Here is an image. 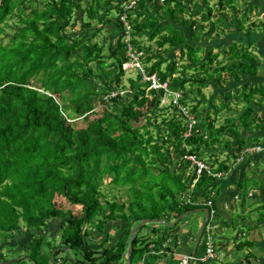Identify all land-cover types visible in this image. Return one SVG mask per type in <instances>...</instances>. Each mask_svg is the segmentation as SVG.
Here are the masks:
<instances>
[{
    "label": "trees",
    "instance_id": "obj_1",
    "mask_svg": "<svg viewBox=\"0 0 264 264\" xmlns=\"http://www.w3.org/2000/svg\"><path fill=\"white\" fill-rule=\"evenodd\" d=\"M185 1L195 7L204 1L207 10L197 19L185 16L188 5L182 0H135L129 10L124 7L129 0H89L79 29L83 34L76 35L78 31L69 27L79 0H0V34L11 20L17 29L9 43L0 41V244L20 229V222L32 234L23 247L24 255L7 259V252L0 249V264H51L49 256L57 246L66 249L56 250L52 257L56 264H100L102 258L105 263L123 264L137 223L144 219L172 222L194 209L209 210L208 200L215 210L214 223L222 227L217 198L235 163L233 138L253 127L264 129V114L256 112L264 107V78L250 88L249 84L237 90L224 86L228 80L254 75L255 57L248 46L235 52L237 45L231 44V57L221 64L218 52L204 45L227 20L243 29L248 14L240 13L236 0H218L215 9L209 6L210 0ZM124 12L130 24V47L142 51L147 74L156 73L161 81H168L170 90L181 91L178 104L162 105L164 91L147 90L148 83L136 71L123 83L122 77L131 70L123 68L129 61L120 20ZM108 24L116 29L110 32L116 41L105 50L97 37ZM153 44L156 54L150 52ZM110 63L116 67L112 78V70H105ZM210 81L213 90L224 93L210 92L204 111L197 113L204 99L201 89ZM193 94L200 98L190 105ZM181 107L195 119L190 129ZM236 107L240 113L222 119ZM219 118L222 123L216 126ZM158 122L167 129L156 138L153 129ZM159 138L161 144L156 142ZM235 143L238 148L239 140ZM224 149L231 150L226 161L220 157ZM188 153L205 161L212 174L197 175L183 157ZM258 156L242 157V163L261 164ZM110 174V182L123 189L125 201L98 199L101 178ZM56 218L63 220L59 243L52 241V245L36 232ZM117 219L125 222L124 228L110 248H103L100 257L94 255L96 249L89 248L86 236L92 228L101 231L108 221ZM175 226L165 224V229ZM150 230L161 234L156 227ZM138 232L129 264H136L150 247L151 256L169 254L177 247L175 233L163 231L164 237L148 240L137 237ZM170 236L169 244L165 239ZM249 245L237 242L236 250ZM80 247L81 259L77 258ZM71 248L76 249L74 259L68 254Z\"/></svg>",
    "mask_w": 264,
    "mask_h": 264
},
{
    "label": "rangeland",
    "instance_id": "obj_2",
    "mask_svg": "<svg viewBox=\"0 0 264 264\" xmlns=\"http://www.w3.org/2000/svg\"><path fill=\"white\" fill-rule=\"evenodd\" d=\"M81 2L80 7L75 11L74 13V17L72 20V24L69 27V29L71 30H75L78 31L79 35L80 33L83 34V32H81L80 26H81V20H83V17L86 16L82 13H84L85 11V4L88 5L89 0H79ZM184 3H186L185 0H182ZM203 1V0H202ZM122 2V1H119ZM218 2V0H210L209 1V6L213 7V9H215V4ZM237 2V6L239 8L240 13H245L248 14V18L247 21H245L244 25H243V29H238L237 26L235 25L236 23H229V21L227 20L226 23L224 25L221 26V30L220 32H216L215 34L211 35L210 37H208V41L207 44H204L205 47H213V50H215V52H218V61H221V64L227 62V60L231 57V53L229 52V47L231 44H236L237 48L235 52H239L244 46H248V50L251 52V54L255 57V62L259 65V64H264V41L263 37H264V0H236ZM203 4L201 6L195 7L194 5H191L190 3L187 4L188 6L187 8V12L185 14L186 17L188 16H192L193 18H200V12L202 10H207L204 9L206 7V4L204 3V1L202 2ZM208 8V7H207ZM210 8V7H209ZM226 11H231L230 9H226ZM113 15L116 14V12L113 10L111 12ZM83 16V17H82ZM99 27L98 24H95L93 27ZM105 31L107 32H100L98 34L97 39L101 40L105 46V50L107 49V46L109 44V40L107 41V39H104V34H108V32H111L112 29H114L113 27H111V24L105 25ZM110 28V29H109ZM104 29V26H103ZM102 29V30H103ZM116 32V29H114ZM17 32L16 26L12 23L11 21H8V23H6V27L4 29V31L0 34V41H2L3 43H9L12 36ZM91 31H89V35H90ZM254 41V44L249 45L250 41ZM194 43V42H191ZM113 44V41H112ZM146 44H148V42H146ZM151 44V43H149ZM199 44H202V41L199 42ZM151 49L150 52L152 54H156V46L153 44L151 45ZM262 46V49L260 50ZM221 49V50H219ZM257 49H259L260 52L257 51ZM172 53H176V55H178L176 50L171 51ZM161 55V53H160ZM170 55V53H169ZM167 55V58H170V56ZM203 59H206L205 55L203 56ZM108 62L110 61V59H107ZM217 63V62H216ZM95 68L98 71H101L103 76L106 77L105 74V70H112V73L110 75V78H112L114 76V73L116 72V67L114 66V64L110 63V65L108 64V66L105 67V70L102 69L101 67H99L98 64L94 65ZM259 69V68H258ZM261 69V68H260ZM134 77L135 76V72L134 70H128V72L125 73V75L122 77L123 83L127 84V77ZM97 82V81H96ZM217 90V89H216ZM215 88L213 90V81H210L208 83L207 87H204L201 89L203 95H204V99L203 101L198 105L197 107V113H202L204 111L205 108V100L210 99V92H214L219 94V96L221 95V93H223V90H217L216 91ZM208 97V98H206ZM198 98H200V95H195L193 94V96H190V100L189 103L190 105H195L196 102L199 100ZM206 98V99H205ZM218 101V100H217ZM242 102V100H241ZM167 101H163L162 105L167 104ZM240 105V103H239ZM165 106V105H164ZM264 106V105H263ZM262 106V107H263ZM162 108L158 109L161 110ZM237 110V111H236ZM236 110L232 109L231 111H227V113H225V115L223 114V117L226 116H235V113H240L239 110H241V108L236 107ZM258 111L259 114H264V107L261 109L256 110V112ZM222 119L219 118V120H221L220 122H218L216 124V126H219L222 123ZM156 130L153 129L154 131V136H156V138L158 136H162V132H160V130H165L167 129V127L158 122V125H156ZM161 138V137H160ZM156 139V142L158 144H161V139ZM169 147V146H168ZM176 155L175 156H171L169 162L170 164H174V161L176 159ZM113 178V174L108 175L107 177H102L101 181H100V185H99V189L101 191V194L98 195V199L103 202L102 200V196L106 197V199H108L109 202H112V197L113 199H115L118 202H122L125 201L126 196L123 194V189L118 187V186H114V184H112V182H110ZM198 201H196V204H198ZM214 208V207H213ZM194 212H196L194 215H192ZM192 214H188L186 216H184L183 218H181L178 222L173 221V223L176 225V232H181L184 231L186 228L188 229H195L196 227V233L194 236V239L192 240V242H188V240H186L187 242H185V244L180 245L179 243L177 244V247L175 248L176 250H181L180 252L177 251H173L169 254H164V252H160L164 255H155V256H150L148 261L151 262L149 264H155L156 260L158 259H164L165 262L167 264H180L179 261V256L182 257V254L184 252H188L190 253L192 251L193 248V243L195 240L196 235L198 234L199 231V221H201V224L204 220V215H202V213L199 211H197L196 209H194L193 211H191ZM197 214V215H196ZM237 216V215H236ZM98 217V216H97ZM170 218V217H169ZM237 218V217H235ZM63 219L61 218H56L53 219L51 221H49L45 227H43L42 230H38L36 233L41 234L43 236L48 237L51 240L52 245H54V243H59V238H58V234L60 232V227H61V222ZM169 220H172V218H170ZM226 220V218H225ZM169 223H171L170 221H168ZM168 222H164L163 220H160V222H154V223H148L141 231L138 232L137 237L139 236H144L145 238L149 239H153L151 236V228L152 227H156L157 231H160L161 234L159 236L164 237V232H167V235H170L171 232L167 231L168 229H165V224H167ZM117 223L119 224V227L117 225ZM164 223V224H163ZM108 224V225H107ZM107 227L106 229H103L101 231H97L96 228H92L91 229V233L86 236L85 241L87 243V245L89 246V248L93 247L94 250V255L100 257L101 254H99V252H102L103 248H110L112 246V244L115 242L116 237L118 235V233L122 230L121 227L124 228L125 222L121 221L119 219L115 220V221H108L107 223ZM139 223H137L138 225ZM200 224V226H201ZM209 225H213V223L210 221L208 222ZM207 224V225H208ZM20 229L12 234V237L9 238L8 240H5L2 244H0V249H2L4 252H7V259H12L15 258L16 256H21L24 255L25 252H27V249L23 248L25 246V244L30 240L32 234L26 231V226L24 225L23 222L19 223ZM111 227H114L113 229ZM181 227V228H180ZM184 227V228H183ZM119 228V229H117ZM174 229V228H173ZM110 230V232H108ZM133 230V228H132ZM131 230V232H132ZM88 231L90 232V230L88 229ZM174 231V232H175ZM206 233V231H203L201 238L199 240V244H198V248H197V255L200 254L202 246H203V240H204V234ZM136 234V233H135ZM211 236H212V240L214 241V245L217 248L218 254V260L223 259L228 253L231 248L229 247V245L223 246L224 243V239L223 237L225 236H230L229 234H223V232H218L215 229H212L211 231ZM178 235V234H176ZM131 236V234H130ZM179 237V236H178ZM172 238V237H171ZM170 237L165 239V242L169 241ZM180 239V238H179ZM183 239V238H182ZM147 240V241H148ZM171 240V239H170ZM173 240V238H172ZM171 240V241H172ZM177 241V237L174 239ZM54 241V243L52 242ZM130 241V240H129ZM169 241L168 243L170 244ZM130 243V242H129ZM230 244V243H228ZM184 245H186V248H184ZM91 246V247H90ZM169 247L171 245H168ZM129 247V244H128ZM127 247V250H128ZM63 246L60 247H55L53 251L55 250H59L62 249ZM83 248H79L78 251V256L77 258L81 259L79 256L80 254H82L84 252V250H82ZM92 249V248H91ZM126 250V251H127ZM42 251L46 252L47 248L45 246H42ZM98 251V252H97ZM51 252V253H52ZM239 252V251H238ZM247 252V250H242V253ZM241 253V252H240ZM238 253L236 256V259H238L237 257H241ZM69 257L74 259L75 254H76V249H69L68 251ZM126 254V253H125ZM61 255H63V257H66L67 253L63 252L61 253ZM175 256V258H174ZM233 256H234V252H233ZM20 258H24L23 256ZM142 259V258H141ZM105 258H102V262L104 263ZM216 260L215 262L217 263ZM239 260V259H238ZM142 261V260H141ZM237 263H233V264H239L238 261H236ZM107 264H110L108 262H106ZM143 263V262H142ZM197 264L195 261L192 264ZM215 263V264H216ZM26 264H32V262H27ZM81 264V263H80ZM124 264H126V259H125V255H124ZM144 264V263H143ZM217 264H220V261H218Z\"/></svg>",
    "mask_w": 264,
    "mask_h": 264
},
{
    "label": "crops",
    "instance_id": "obj_3",
    "mask_svg": "<svg viewBox=\"0 0 264 264\" xmlns=\"http://www.w3.org/2000/svg\"><path fill=\"white\" fill-rule=\"evenodd\" d=\"M105 28L106 26L104 27L103 31L107 32L105 31ZM113 31L115 30L114 29L111 30V32L114 34L115 32ZM104 39H107V41L109 40L110 43H112L113 41V44L116 41L111 38L110 32H108V34H104ZM251 42L254 41L252 40L250 41V43ZM261 49L262 46L260 50ZM257 51L260 52L259 49H257ZM254 64L258 65L255 61ZM263 78H264V64L261 63L257 66V72L254 75L243 76L241 80L238 81L228 80L229 82L226 81L224 86H228L233 90H237V89H241L245 84H249L250 85L249 88H250L259 84V82ZM226 90L227 89H225V91ZM222 92L224 93V90ZM239 134L240 135L236 137L237 139L233 138V144L231 147V149L235 151V153H233L234 162H235L233 163L234 166L232 164V170L230 171L229 176L222 181L221 192L217 198V207L219 208V212H220L219 223H221L222 226L218 230V232H223V234L226 233L230 235L228 237L227 236L223 237L224 239L223 246L229 245L231 250L228 253H226L227 255L223 259L221 260L215 259L213 261V264L216 263L215 262L216 260L220 261V264H233V263H237L236 261H238L239 264H264V150L253 151L251 152V154L244 152L245 148L249 146L264 144V129L261 127L258 128L253 127L252 130L242 131ZM238 140H239V145L237 148L235 142L236 141L238 142ZM224 150L226 151L224 153H221L220 157L222 160L226 161L230 157L229 153L231 152V150L229 149H224ZM252 154L259 155L258 157L262 158L261 160L262 163L261 164L242 163L244 157H246L247 155L253 156ZM240 156H242L243 158L240 159ZM248 161H253V160L249 158ZM247 167L249 168V170L246 169ZM254 171L257 172L254 173ZM196 210L198 212L200 211L198 209ZM195 213L196 212H194L192 215H194ZM110 221H115V220H110ZM199 222L200 223L198 225L200 227L201 221ZM106 224L104 226V229H106L108 225ZM117 225L119 227L118 223ZM111 228L113 229L114 227ZM196 228L193 230L186 228L184 231L178 233L176 232L177 231L176 228H174V230H170L169 232H171L170 235L172 233L178 234L177 237L178 236L179 237L177 238V241L176 240L175 241L180 245H183L185 244V242H187L186 240H188V242L190 243L192 242L195 233L197 231ZM108 232H110V230ZM158 235H160L158 232L157 233L151 232L152 238H156ZM170 239L172 240L171 236ZM170 239L169 241H171ZM243 241H248L251 243V245L244 248V250L246 249L247 252L242 253V250H239L238 252L236 250V244L237 242H243ZM93 247L95 246H92L91 248ZM171 247L173 249L174 246ZM204 247L205 246L203 243L200 252L201 254L204 251ZM151 248L152 247H150L148 253H146L141 257L142 259H144L143 260L144 264L150 263L148 259L151 256V254L154 253V250H152ZM184 248H186V245H184ZM176 251L181 253V250H176ZM233 252H234V256H233ZM238 253H240L239 255L241 256V257H237L239 260L236 259ZM184 254H188V252H184L182 255ZM179 258H180L179 261H181V256H179ZM142 259H139V261L136 264H143L141 261ZM105 261L106 260H104V263L101 262L100 264H107L105 263ZM156 262H155L156 264H163V262L160 259L156 260Z\"/></svg>",
    "mask_w": 264,
    "mask_h": 264
},
{
    "label": "built area",
    "instance_id": "obj_4",
    "mask_svg": "<svg viewBox=\"0 0 264 264\" xmlns=\"http://www.w3.org/2000/svg\"><path fill=\"white\" fill-rule=\"evenodd\" d=\"M163 1V0H160ZM135 3V0H129V3H126L124 5L126 10H129ZM121 23L124 27V42L127 43V49H126V56L129 58V61L125 62L123 64V68L128 70H134L142 75V78L144 81L148 83L147 90H163L164 95L161 99V103L163 101L171 102L173 104H178V100L181 98V91L176 90H170L168 81H161L156 73L147 74L145 72L144 66L142 64V61L140 59V55L142 54V51H134L130 45L129 41L131 38L130 35V24L127 21V14L124 12L120 15ZM181 112H183L187 116V120L189 122L188 128L190 129L195 124L194 117L188 113L187 109L184 107H181ZM189 134V131H187L186 135ZM264 150V144L256 145V146H249L245 148L244 152L251 154L253 151H260ZM184 159L187 161V163H190V167H192L196 174L199 175L202 171H206L209 174L211 173L210 166L203 160L197 158L193 154H185L183 155ZM242 156H240V159ZM215 175V174H213ZM219 176L220 174H216ZM206 205L209 207V220L208 222L213 223V216L215 213V210L212 206L211 200L206 201ZM208 224V223H207ZM205 226L204 231L206 233L204 234V251L199 256H192V263L195 261L197 264H212V262L217 258V252L214 245V241L212 240L211 231L212 229H216V224L213 223V225H207ZM144 259H142L143 262ZM191 260V254H184L181 257L180 264H189V261Z\"/></svg>",
    "mask_w": 264,
    "mask_h": 264
},
{
    "label": "water",
    "instance_id": "obj_5",
    "mask_svg": "<svg viewBox=\"0 0 264 264\" xmlns=\"http://www.w3.org/2000/svg\"><path fill=\"white\" fill-rule=\"evenodd\" d=\"M199 210L202 211V212H204L205 216H204V220H203V222H202V224H201V226H200V228H199L198 234H197L196 237H195L194 244H193V248H192V251H191V260L189 261V264H192V256L195 255L197 245H198V243H199V240H200V238H201L202 232H203V230H204V228H205V225H206V223H207V221H208V218H209V210H208L207 208H202V209H199ZM185 215H186V213L180 215V216L176 219V222H178V221H179L181 218H183ZM150 221H151V220H149V219L141 220V221L139 222V224L136 225V226L133 228V230H132V232H131L130 239H129V240H130V241H129V242H130V243H129V247H128V250L126 251V254H125L126 264H129V262H130V255H131V252H132V241H133V239H134L135 233L137 232V230L140 229V227H141L142 225H144V224H148V223H150ZM156 222H160V220H158V221H156ZM166 225L172 226V225H174V223L171 222V223H167ZM60 248H61V247H60ZM65 249H66L65 247L62 248V250H65ZM55 252H56V250L53 251V252L50 254V256H49V261H50L51 264H56V263L53 261V259H52V257H53V255L55 254ZM160 260L163 262V264H167V263L165 262L164 259H160ZM156 263H157V262H156ZM156 263H155V264H156ZM33 264H34V263H33ZM88 264H91V263H88Z\"/></svg>",
    "mask_w": 264,
    "mask_h": 264
},
{
    "label": "clouds",
    "instance_id": "obj_6",
    "mask_svg": "<svg viewBox=\"0 0 264 264\" xmlns=\"http://www.w3.org/2000/svg\"><path fill=\"white\" fill-rule=\"evenodd\" d=\"M208 220H209V218H208ZM207 223H208V221H207ZM206 223V224H207ZM213 223H214V221H213ZM214 224H216V223H214ZM206 226V225H205ZM216 226H217V224H216ZM205 229V228H204ZM216 231H218L219 229H218V226H217V228L215 229ZM204 231V230H203ZM203 233V232H202ZM216 248V247H215ZM216 252H217V254H218V251H217V248H216ZM191 254V253H190ZM216 259H218V257L216 258ZM212 264H213V262H212Z\"/></svg>",
    "mask_w": 264,
    "mask_h": 264
},
{
    "label": "bare ground",
    "instance_id": "obj_7",
    "mask_svg": "<svg viewBox=\"0 0 264 264\" xmlns=\"http://www.w3.org/2000/svg\"><path fill=\"white\" fill-rule=\"evenodd\" d=\"M153 254V253H152Z\"/></svg>",
    "mask_w": 264,
    "mask_h": 264
}]
</instances>
